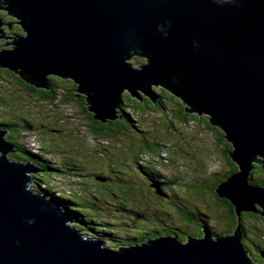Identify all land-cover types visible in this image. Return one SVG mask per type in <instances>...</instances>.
I'll return each mask as SVG.
<instances>
[{"label":"water","instance_id":"obj_1","mask_svg":"<svg viewBox=\"0 0 264 264\" xmlns=\"http://www.w3.org/2000/svg\"><path fill=\"white\" fill-rule=\"evenodd\" d=\"M0 10L23 29L10 50H0V69L38 89L50 90V75L70 78L96 121L123 119L124 93L156 104V86L191 113L208 114L240 167L218 196L239 218L264 217V186L249 177L253 163H264V0H0ZM5 26L12 30L0 16V39ZM135 55L147 62L130 63ZM7 135L0 131V264L262 263L242 220L229 235L188 229L184 238L164 235L121 250L83 235L58 198L35 190L39 168L10 157L16 150Z\"/></svg>","mask_w":264,"mask_h":264},{"label":"trees","instance_id":"obj_2","mask_svg":"<svg viewBox=\"0 0 264 264\" xmlns=\"http://www.w3.org/2000/svg\"><path fill=\"white\" fill-rule=\"evenodd\" d=\"M1 17L3 19L7 18L6 14H2ZM7 21L9 23L12 19L8 18ZM22 31L23 29H18L14 33L20 34ZM2 69H0V87L8 88L5 94L0 96V108L2 109L3 107L1 110L2 115H0V131H7V139L14 145L16 150L14 152L16 155L10 157L32 162L39 168L40 173L36 176V181L33 184L35 190L52 195L53 186L59 185L57 184L59 182L54 179L61 178L67 184H61L57 188L58 199L70 211L74 222H77L75 225L78 226L83 235L99 236L105 241L104 244L107 247L121 250L144 244L150 239L164 235H184L189 229L186 227L187 221L189 223L192 219L195 220L194 216L197 214H199L200 218L203 215L207 218L209 216L214 218L211 220H215V226H223L227 229L228 226H231L235 230L239 220L243 221L246 216H259L264 221L263 216L254 212H243L241 218H239L235 205L231 201L221 199L218 196L217 189L219 185L226 182L232 174L240 171V167L230 156V153L234 151L233 145L226 139L222 128L214 127L211 124L210 117H204V114L191 113L190 107L181 98L175 97L170 92H159L158 95L161 102L156 105L147 97L140 101L135 100L129 93H124L121 101L123 106L120 108L124 118H117L114 122L103 124L94 120L93 114L89 112L87 99L82 93L78 92L79 86L72 80L67 81V79L60 77H50V90L38 89L32 83L23 79L18 73L9 69ZM13 84H16V87L19 88L14 90ZM32 100L40 105H53L57 102L65 105H78L88 113L93 124L89 126L94 131V135L103 140L109 137L105 141L113 142L111 161L108 166L109 175L107 179L103 178V180L116 184L117 187L115 189L108 193L106 192L100 198L87 188V185L90 186L91 181L72 182L73 177L85 175V166L80 161L73 159L70 154V150L73 149L72 143L74 139L78 138V132L74 131L73 134H65L66 130L62 125L49 121L48 117L46 119L39 117L31 108ZM22 106L26 108H20ZM157 108L160 109V113L153 120L152 128H145L141 119H144V114L148 111H153ZM11 109H20L22 113L14 112ZM190 122H193L192 126L198 127L200 131L210 129L211 133L220 134L219 141L222 145L219 151L220 155L215 156V159L224 163V170H222L219 177H216L213 172L214 168L208 164L204 157L202 142L207 138L199 136L193 143L192 150L187 148L192 143L184 135V132L191 127L189 125ZM32 127L49 133L52 136L49 137L51 138L50 140L54 139L58 146L59 144H66L67 148L59 146L61 152L65 153L63 157L55 156L56 151L54 149L57 146H53L50 149L44 146L39 147L41 154L28 150L26 147V136L35 137L30 134ZM160 127L162 132H159ZM28 129L29 134H23L28 132L26 131ZM121 139L126 140L128 145L126 146L124 159L120 160L117 159L116 152L120 146ZM44 140H47V138L41 136L38 142H43ZM98 146L101 150L103 149L102 144ZM78 148L83 150L82 147ZM161 152L170 155L168 158L171 159L167 160L170 161V166H172L170 170L166 169L169 167L168 165H163L166 161L163 157H158L159 161H157V164L153 161V156H158ZM42 154H49L53 161L46 160ZM93 155L98 156L99 152L93 149ZM65 157L67 158L66 161L63 160ZM179 157H181L180 161L178 160ZM174 159L177 160L171 162ZM91 162L93 160L90 161L88 159L86 164L91 165ZM183 167L196 173L198 178L194 180L192 176L187 177L188 173L183 171ZM253 167L254 169L249 176L251 183L264 186V163L255 162ZM139 180L144 183L146 188L143 191L144 195L147 194L152 199L149 203L131 199L132 196L134 197L133 194L138 193L141 189L138 186ZM205 183H211L213 187L209 189L203 188L202 184ZM71 184H81L82 188H75L70 186ZM66 187L72 189V191H66ZM212 195L217 202L212 201ZM63 196H72L78 202L63 198ZM87 198L99 200L102 205H95V208L87 207L89 204ZM207 200L209 205H207L208 207L204 205L207 208L203 211L197 206V202H203L204 204ZM106 201L112 203V205L105 204ZM114 204H117L115 209H113ZM130 204H132L133 209L138 211L146 210V208L158 209L159 213L164 216L159 220L144 215L139 218H133L131 214L137 215V213L127 208V205ZM111 206L112 209L109 208ZM257 207L261 209L259 205ZM113 210L120 211V216H125L127 220L108 216L109 212ZM126 214L129 216H126ZM175 214H179L184 226H180L174 220L173 215ZM94 217H103L104 219L98 220ZM142 218H147L149 221L142 220ZM195 221H200L198 224L202 226L207 223L205 219ZM166 223L170 226H172L171 223L178 225L169 227L165 226ZM243 228L245 234H248L247 237L254 236L252 230L245 226ZM254 230L260 231L262 232L261 235H264V223L262 226L254 228ZM223 231L225 232V230ZM219 235H229V233H220ZM214 236L216 237L217 235Z\"/></svg>","mask_w":264,"mask_h":264},{"label":"rangeland","instance_id":"obj_3","mask_svg":"<svg viewBox=\"0 0 264 264\" xmlns=\"http://www.w3.org/2000/svg\"><path fill=\"white\" fill-rule=\"evenodd\" d=\"M2 14H6L7 18L4 19L5 22H8L7 19L10 18L12 19L13 22L12 23V30L10 29H5L7 28L6 26L4 27L5 30V34L3 35L2 38L0 39V50H10L12 47L11 43L13 41V34H17L14 33L16 32V30L18 29H22L21 26L18 24V20L12 16H10L5 10H0V16ZM20 34H23V31L20 32ZM130 63L134 64V65H141L143 63H146L147 60L144 57L141 56H132V60H129ZM5 70V69H2ZM49 77H53L52 75H50ZM71 80L70 78H67V81ZM9 83V82H6ZM72 84V83H70ZM13 89L16 90L19 87H16V84H13ZM8 87H0V96H2L3 94H5L6 90ZM157 93L159 92H165V93H169V91L162 86H156L154 88ZM128 92V91H125ZM142 95H144L143 92H141ZM7 96V95H6ZM143 97H147L146 95ZM135 100H138L137 98H134ZM33 104L31 106V108L35 111V113L39 116L42 117L44 119H46V117H48L49 121L58 124V125H62L63 128L66 130L65 134H73L74 131L78 132V138H76V140L74 139L73 143H72V147L73 149L70 150V154L73 157V159H76L78 161H80V163L82 165L85 166V175L83 176H75L72 179L73 181H76L77 183H82V182H88L91 181L90 186L87 185V188L89 189V191H92L94 194H96L98 197L102 198L103 195L106 194V192H110L113 189H115L117 187L116 184H113L111 181L108 180H103V178H108L107 176L108 174V166L110 165V161H111V156H112V146H113V142H107L105 141V139L109 138L106 137L104 140L98 136L94 135V131L90 128L89 125H93L92 124V120L90 119V117L88 116V113L86 111H84L81 107H79L78 105H65V104H61L60 102H57L56 104L50 105V104H44V105H40L38 102H35L34 100H32ZM159 102H161V99H158L156 102V105L159 104ZM42 107V108H41ZM20 108H26L24 106L20 107ZM3 109V107H2ZM0 108V115H2V110ZM14 112H20L22 113V110L20 109H11ZM159 110L160 109H155L153 111H148L146 114H144V119H141V122L144 124L145 128H152V124H153V120L156 118V116H159ZM5 115V114H3ZM204 117H210L208 114H204ZM3 118V117H2ZM95 120V119H94ZM114 122V121H113ZM193 122H190V128H188L185 132L184 135L191 141L192 145L187 146L188 149L192 150V147L194 146V142L196 141V139H198L199 136L203 137V138H207L202 142V147L204 149V157L205 160L208 161V164L214 168V173L216 175V177H219L220 173L222 172V170H224V163L220 162L218 160L215 159V156L220 155L219 151L221 149V143L219 141L220 138V134L218 135V133L216 134L211 133L210 129H206L203 131L198 130V127H194L192 126ZM214 126V125H213ZM217 127V126H214ZM32 132L30 134H32L35 137H31V136H26V147L28 150H30L31 152L40 153L39 147H45V148H51L53 146H57L56 149H54L56 151L55 156L56 157H63V155L65 153H62L61 150L59 149V146L62 148H67L63 143V145L58 144L55 142V140H50L52 137L49 133H46L42 130H36L34 127H32V129H30ZM159 132H162V128L160 127ZM28 132L23 133L25 135L29 134V129L26 130ZM72 131V132H71ZM156 131V130H155ZM25 132V131H23ZM107 133V132H106ZM42 137H46L47 140H44L43 142H38L39 139ZM44 139V138H43ZM80 144V146H79ZM99 144H102V150L99 148ZM76 145V146H75ZM128 145L126 140H122L120 142V146L117 148L118 151L117 153V159H124V155L126 153V146ZM77 147V148H76ZM78 147H82L83 150H80ZM93 149L97 150L99 152L98 156L93 155ZM67 150V149H65ZM14 153V152H12ZM11 153V154H12ZM77 153V154H76ZM41 154V153H40ZM13 155H16V153L10 155L13 157ZM46 160L48 161H53V158L49 155V154H42ZM168 156H170L169 154L166 153H160L158 154V156L154 155V160L155 164H157L159 161L158 157H163L166 161L165 163H163V165H168L169 167H167V170H170L172 168V166H170V161H167L171 158H168ZM259 159H263V157H258ZM58 159V158H57ZM88 159L90 161L93 160V162H91V165H87L86 162L88 161ZM116 159V158H115ZM64 161L67 160V158H63ZM177 159L172 160L171 162H175ZM179 161L181 160V157H179L178 159ZM187 161V160H186ZM160 166V164H158ZM183 171L188 173L187 177L192 176V178H198L197 174L194 172H191L190 170H188L187 168L183 167ZM99 177V179H98ZM136 177V176H133ZM201 177V176H200ZM141 179V178H140ZM55 181L59 182L57 184L61 185H67L66 183H64L61 178H56L54 179ZM88 184V183H85ZM139 187L141 188L139 190L138 193L133 194L134 197L132 196V200H138L144 203H149L150 201H152V199L150 197H148V195H144L143 191L146 189L144 186V183H142L139 180L138 183ZM201 184V183H200ZM44 185V184H43ZM59 185H54L53 186V193H52V197L54 198H58V190L57 188L59 187ZM206 189L212 188L213 186L211 185V183H205L202 184ZM70 186H73L75 188H82L81 184L79 185H75V184H71ZM68 186V187H70ZM68 187H66V191H72V189H69ZM63 198L66 199H72L74 201L78 200L72 196H68L65 197L63 196ZM212 201H216L215 197L212 195L211 196ZM87 201L89 202V204L87 205V207H92L95 208V205H102V203L99 200H94L93 198H87ZM107 205H112V203H108L106 201ZM117 205V204H116ZM115 204L113 205V209H115V207H117ZM145 205V204H144ZM204 205H209V201L207 200V202H197V206L199 208H201L203 211L206 210V206ZM220 206V205H219ZM132 204L127 205V208L130 209L132 212L137 213L136 214H131L133 218H139L144 216H151L154 219L159 220L162 216V214L159 213L158 209H150V208H146V210H142V211H138L137 209H133L132 208ZM100 208V207H99ZM110 209H112V206L109 207ZM160 210V209H159ZM159 215V217L157 218V216ZM108 216H113V217H117V218H123L124 220H127V218L124 216H120V211L117 210H113L110 211ZM126 216H129L128 214H126ZM174 220L178 222V224L180 226H184V222L183 220L179 217V214H175L173 215ZM95 219L98 220H103V217H94ZM210 218V219H209ZM209 218H205V220L207 221L206 225H203V228H199L197 227L198 222H196L195 220H199L197 217L194 218L195 220L192 219V222L194 224H197L194 226V224H186L190 230L195 231L197 229L202 230L204 229L205 231H212L213 235H219L220 233H229V234H233L235 232V229H233L231 226H228L227 228H224L223 226H215L214 225V221L215 220H211L214 219L212 217L209 216ZM142 220L145 221H149V219L147 218H142ZM166 221H168V219H166ZM173 222V221H172ZM243 226H245L246 228L252 230L254 233V236H245V239H248V246L250 247V251L251 253L256 256L255 259H257V261L261 264L264 263V235H261L262 232L254 230V228H258L260 226L263 225L264 221H262V219H260L259 216L253 217L251 216H246V218L242 221ZM172 226L168 225L167 223L165 224V226H169V227H173L174 225H178L176 223H171ZM71 225H75L74 223H71ZM201 226V225H199ZM208 226V227H207ZM227 229V230H226ZM225 230V232L223 231ZM198 234H200V232H197ZM215 233V234H214ZM97 236V235H96ZM182 238H184V235H180ZM99 237V236H97ZM100 239V238H99ZM263 241V242H262ZM251 256V255H250ZM263 256V257H262ZM252 257V256H251ZM261 261V262H260Z\"/></svg>","mask_w":264,"mask_h":264},{"label":"clouds","instance_id":"obj_4","mask_svg":"<svg viewBox=\"0 0 264 264\" xmlns=\"http://www.w3.org/2000/svg\"><path fill=\"white\" fill-rule=\"evenodd\" d=\"M8 23V22H7ZM44 187V186H43ZM58 193V192H57ZM52 196V195H51ZM59 198V197H58ZM195 218L197 217L199 220H204L205 218H206V216H204L203 215V217L202 218H200V216H199V214H197V215H195L194 216ZM190 224L192 223V224H194L192 221L191 222H189ZM186 224H188V221H187V223ZM195 225H197V224H194V226ZM199 225H197V227H198ZM210 232V231H209ZM218 236V235H217ZM91 237V236H90ZM99 238V237H98ZM101 239V238H100ZM102 240V239H101ZM104 243H105V241L104 240H102ZM108 245V244H107ZM113 249V248H112Z\"/></svg>","mask_w":264,"mask_h":264},{"label":"bare ground","instance_id":"obj_5","mask_svg":"<svg viewBox=\"0 0 264 264\" xmlns=\"http://www.w3.org/2000/svg\"><path fill=\"white\" fill-rule=\"evenodd\" d=\"M18 24L22 27V24L20 23V21H18ZM107 122H108V123H109V122H112V120H108ZM214 237H215V236H214Z\"/></svg>","mask_w":264,"mask_h":264},{"label":"flooded vegetation","instance_id":"obj_6","mask_svg":"<svg viewBox=\"0 0 264 264\" xmlns=\"http://www.w3.org/2000/svg\"><path fill=\"white\" fill-rule=\"evenodd\" d=\"M15 19V18H14ZM10 23V22H9ZM11 23H13V22H11Z\"/></svg>","mask_w":264,"mask_h":264}]
</instances>
